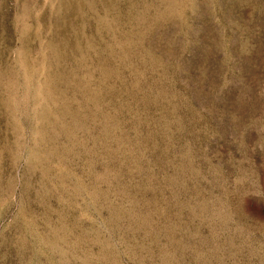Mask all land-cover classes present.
<instances>
[{"label": "rangeland", "instance_id": "374dc122", "mask_svg": "<svg viewBox=\"0 0 264 264\" xmlns=\"http://www.w3.org/2000/svg\"><path fill=\"white\" fill-rule=\"evenodd\" d=\"M0 264H264V0H0Z\"/></svg>", "mask_w": 264, "mask_h": 264}]
</instances>
